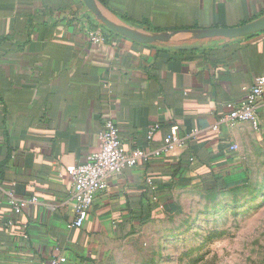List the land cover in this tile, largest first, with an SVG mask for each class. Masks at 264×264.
Instances as JSON below:
<instances>
[{
  "label": "crops",
  "instance_id": "crops-1",
  "mask_svg": "<svg viewBox=\"0 0 264 264\" xmlns=\"http://www.w3.org/2000/svg\"><path fill=\"white\" fill-rule=\"evenodd\" d=\"M100 1L159 31L234 27L264 13V0ZM81 7L80 0H0V264H98L173 191L201 185L198 172L236 175L226 187L243 185L250 171L243 145L264 143L263 109L257 128L213 129L227 103L242 101L264 76V33L188 52L157 51L118 35L95 44L85 35L91 20L78 18ZM108 118L127 151L150 152L171 132L196 135L111 176L83 225L70 227L69 171L97 150ZM9 190L21 201L19 213L7 202Z\"/></svg>",
  "mask_w": 264,
  "mask_h": 264
},
{
  "label": "rangeland",
  "instance_id": "rangeland-1",
  "mask_svg": "<svg viewBox=\"0 0 264 264\" xmlns=\"http://www.w3.org/2000/svg\"><path fill=\"white\" fill-rule=\"evenodd\" d=\"M243 148L246 186L217 190L208 181L173 191L171 205L111 244L98 264H264V143Z\"/></svg>",
  "mask_w": 264,
  "mask_h": 264
},
{
  "label": "built area",
  "instance_id": "built-area-1",
  "mask_svg": "<svg viewBox=\"0 0 264 264\" xmlns=\"http://www.w3.org/2000/svg\"><path fill=\"white\" fill-rule=\"evenodd\" d=\"M85 35L92 43H101L106 39V31L100 26H95L85 31ZM227 113L218 119L216 131L221 125L249 123L257 128L258 110H264V76H256L245 97L238 103L229 102L226 105ZM152 130L147 133V140L152 137ZM196 131H192L185 138L180 139L175 133H167L160 147L150 152L142 149L127 151L121 142L119 129L114 120L108 118L103 122L98 133V148L88 155L84 161L70 169L72 193L75 201L74 221L70 227L80 228L90 210L95 197L107 189L108 179L126 168L137 165L138 161L148 163L152 158H162L168 155L175 147H182ZM237 146H231L230 151H235ZM7 202L15 213L20 212L21 201L15 197L12 190L5 192ZM32 203L37 199L32 198ZM48 264H58L55 259H50Z\"/></svg>",
  "mask_w": 264,
  "mask_h": 264
},
{
  "label": "water",
  "instance_id": "water-1",
  "mask_svg": "<svg viewBox=\"0 0 264 264\" xmlns=\"http://www.w3.org/2000/svg\"><path fill=\"white\" fill-rule=\"evenodd\" d=\"M78 18L86 17L96 25L133 43L164 52H188L202 48L218 49L240 43L264 33V13L234 27L150 30L112 12L100 0H80Z\"/></svg>",
  "mask_w": 264,
  "mask_h": 264
},
{
  "label": "trees",
  "instance_id": "trees-1",
  "mask_svg": "<svg viewBox=\"0 0 264 264\" xmlns=\"http://www.w3.org/2000/svg\"><path fill=\"white\" fill-rule=\"evenodd\" d=\"M123 18V17H122ZM125 19V18H123ZM126 20V19H125ZM128 21V20H127ZM92 22V21H91ZM130 22V21H129ZM133 23V22H132ZM141 26H145L147 27L148 29L150 30H155L153 28H151L149 25H148V22L147 21H144L143 23H139ZM92 28H94L95 26H98L96 25L94 22H92ZM104 29V28H103ZM107 35H116L112 32H109L105 29ZM198 176H199V179L202 183V185H204L206 182L208 181H211L213 182V184L215 185V188H217V190H220V189H224L226 187L227 184L237 180V176L234 175V176H229V177H223L221 176L220 174H215L214 171H200L198 172ZM247 180H248V177L245 181V183L241 186H238V187H234L232 189H230L229 191H235V190H238V189H241L242 187L246 186L247 185ZM215 190V189H214ZM215 195H212L210 196L211 198H214ZM171 198L169 200H167L164 204H163V208L165 209L166 206L168 205H171Z\"/></svg>",
  "mask_w": 264,
  "mask_h": 264
}]
</instances>
